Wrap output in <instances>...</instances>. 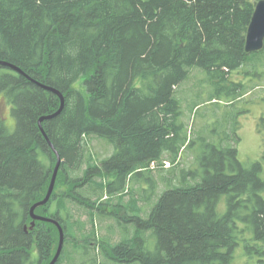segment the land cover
<instances>
[{"label": "trees", "instance_id": "16d2710c", "mask_svg": "<svg viewBox=\"0 0 264 264\" xmlns=\"http://www.w3.org/2000/svg\"><path fill=\"white\" fill-rule=\"evenodd\" d=\"M258 1L0 0V59L65 96L63 111L43 122L64 188L36 210L64 228L56 264H234L239 247L264 264L262 162L239 158L234 122L223 135L195 136L178 95L195 67L215 89L210 101L252 93L251 76L233 75L250 63L247 75H264L263 58L253 57L264 48L246 51ZM27 75L0 65L14 118L0 114V264H49L60 240L51 222L31 227V207L57 161L39 119L61 99ZM258 129L264 135V115ZM92 136L112 153L96 157ZM188 151L193 162L183 166ZM98 218L114 220L106 235Z\"/></svg>", "mask_w": 264, "mask_h": 264}, {"label": "rangeland", "instance_id": "374dc122", "mask_svg": "<svg viewBox=\"0 0 264 264\" xmlns=\"http://www.w3.org/2000/svg\"><path fill=\"white\" fill-rule=\"evenodd\" d=\"M255 55L256 56H253L255 59L262 57L264 60V53H256ZM252 66L253 65L250 63L248 66L240 70L241 73H235L233 75V79L240 81H247L246 76H251L250 79H252V81L249 85H255L252 93L242 97L241 100L235 101L234 104H228L226 101L227 98L217 101L209 100V97L213 94L215 89L212 91L211 87L208 86V84L204 81L206 77L205 72L198 67L192 69L190 78L186 80L178 89V95H180L182 99V106L184 110L182 119L185 124L189 125V129H192L195 132V136L198 134L204 136L208 134L212 135L214 134L213 129L221 131V135H223L224 132H229L232 129L231 127L233 122L236 125H239L240 127L238 134L240 136V141L237 143L239 149V158L247 166H251L253 163L261 161L263 164L262 177L264 178V135L258 129V123L261 117L264 115V75L257 76L255 73L247 75L248 72L252 71ZM258 70V73L261 74V69L259 68ZM76 86H80V81L76 83ZM196 104H199V106L193 112H191V108ZM0 114L7 118L6 121L8 123L11 121V119H13L12 121L14 122V118L12 117V106L2 96H0ZM88 139V147L90 148L91 152L94 153L99 159H103L112 153L113 146L104 140L93 136L89 137ZM199 144H202V141H200ZM200 149L201 148L199 145H195L193 148H191V150L195 152H199ZM192 159L193 153L188 151L185 157L181 160L182 165H191L193 162ZM159 173L161 172L155 169V174L158 175ZM57 180L58 179H56L55 188L57 187L56 190L60 192L64 187L62 185H57ZM164 187V184L160 185V189H163ZM159 196H157V198L152 201V206H154ZM131 197L132 196L129 193V195L125 197V201L128 202ZM139 204L146 207V212L149 211L150 206L147 202L139 201ZM80 213L83 214L86 212L84 209H82ZM144 215H146V213H144ZM86 218L87 216H83V220H86ZM96 223L100 227V236L107 234L104 226H108L110 224L115 225L113 219H106L103 221L102 219L98 218ZM117 238H119L118 234L114 236L115 240ZM64 264L70 263L68 260H66ZM234 264L256 263L248 259L247 255L244 254L243 247H239L235 253Z\"/></svg>", "mask_w": 264, "mask_h": 264}, {"label": "water", "instance_id": "95a60500", "mask_svg": "<svg viewBox=\"0 0 264 264\" xmlns=\"http://www.w3.org/2000/svg\"><path fill=\"white\" fill-rule=\"evenodd\" d=\"M263 48H264V0H259L257 2L252 20H251L249 28H248L247 38H246V51L248 53H252V52L260 51ZM0 65L11 67V68L15 69L16 71H18L19 73L27 75L26 72L23 71L20 67H18L17 65H15L9 61L0 59ZM27 76L30 79H32L33 81H36L33 78H31L29 75H27ZM37 83L40 86L44 87L45 89L53 91L61 99L60 108L55 113L43 115L39 119V126L47 138V133L43 127V122L45 120L56 117L57 115H59L63 111V109L65 107V96L59 90H56V89L49 87L48 85H45V84L40 83V82H37ZM48 141H49L54 153L56 154V158H57L56 167L54 169L53 177H52L50 187H49V190H48L46 196L42 200L34 203L33 206L31 207V216L33 218V221L31 223V227L35 226L37 220L51 222L58 227L59 233H60V243H59L58 250H57L54 258L49 263V264H56L58 262L60 256H61V252H62L64 242H65L64 228L62 227V225L60 224V222L57 219L36 213V210L39 207L46 205L48 203V201L51 199L52 194H53L54 189H55L56 179H57L59 170H60L61 165H62V158H61L59 151L57 150V148L53 145V143L49 139H48Z\"/></svg>", "mask_w": 264, "mask_h": 264}, {"label": "bare ground", "instance_id": "6f19581e", "mask_svg": "<svg viewBox=\"0 0 264 264\" xmlns=\"http://www.w3.org/2000/svg\"><path fill=\"white\" fill-rule=\"evenodd\" d=\"M257 5V4H256ZM50 87V86H49ZM53 88V87H52ZM170 164V163H169ZM56 167V166H55ZM55 169V168H54ZM58 250V249H57ZM62 253V252H61Z\"/></svg>", "mask_w": 264, "mask_h": 264}]
</instances>
